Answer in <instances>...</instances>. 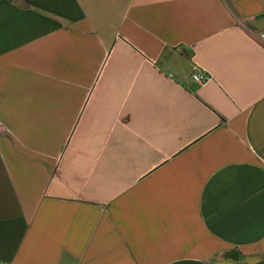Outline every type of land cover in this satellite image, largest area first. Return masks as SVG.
<instances>
[{
    "label": "crops",
    "instance_id": "0c3cea01",
    "mask_svg": "<svg viewBox=\"0 0 264 264\" xmlns=\"http://www.w3.org/2000/svg\"><path fill=\"white\" fill-rule=\"evenodd\" d=\"M259 34L264 0H0V262L264 264Z\"/></svg>",
    "mask_w": 264,
    "mask_h": 264
},
{
    "label": "built area",
    "instance_id": "2783aa9c",
    "mask_svg": "<svg viewBox=\"0 0 264 264\" xmlns=\"http://www.w3.org/2000/svg\"><path fill=\"white\" fill-rule=\"evenodd\" d=\"M259 38L264 40V34H259ZM209 76L206 75H200V74H194L192 76V80L195 84L197 85H203L209 80ZM0 264H10V263H5V262H0Z\"/></svg>",
    "mask_w": 264,
    "mask_h": 264
},
{
    "label": "water",
    "instance_id": "95a60500",
    "mask_svg": "<svg viewBox=\"0 0 264 264\" xmlns=\"http://www.w3.org/2000/svg\"><path fill=\"white\" fill-rule=\"evenodd\" d=\"M229 257H230V258H233V259H234V258L237 259V258H238V255H237V253L234 252V253H230V254H229Z\"/></svg>",
    "mask_w": 264,
    "mask_h": 264
}]
</instances>
